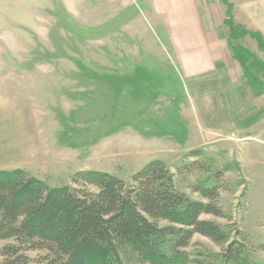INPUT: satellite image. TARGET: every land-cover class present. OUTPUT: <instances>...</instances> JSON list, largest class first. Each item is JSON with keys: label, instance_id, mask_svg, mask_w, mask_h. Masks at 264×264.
I'll return each mask as SVG.
<instances>
[{"label": "rangeland", "instance_id": "1", "mask_svg": "<svg viewBox=\"0 0 264 264\" xmlns=\"http://www.w3.org/2000/svg\"><path fill=\"white\" fill-rule=\"evenodd\" d=\"M156 13L152 0H0V169L23 168L52 187L85 169L129 184L161 159L178 187L203 201L193 186H213L223 171L224 216L202 218L230 240L195 234L186 264H239L226 254L232 240L241 264H264V110L243 105L251 113L244 115L241 92L216 88L225 79L202 80L207 91L198 94L176 56L201 49H178L181 33L167 31ZM189 27L199 28L190 29L191 40L202 42L200 26ZM240 27L232 40L245 66L261 73V87L264 50L251 52L254 37ZM11 242L0 240V264ZM162 248V263L126 252L110 262L168 264L171 251ZM27 255L29 264L46 263L45 251Z\"/></svg>", "mask_w": 264, "mask_h": 264}, {"label": "trees", "instance_id": "2", "mask_svg": "<svg viewBox=\"0 0 264 264\" xmlns=\"http://www.w3.org/2000/svg\"><path fill=\"white\" fill-rule=\"evenodd\" d=\"M222 1L230 13V3ZM226 23L232 37L241 29L231 16ZM242 33H250L264 50L262 34ZM215 177L219 183L223 171ZM218 183L194 185L207 201L193 199L161 159L147 162L129 184L109 172L85 169L68 184L52 187L23 168L0 169V240L13 241L1 249V264H29L31 250L45 251V264H111V257L125 252L162 263L168 260L160 252L164 246L172 254L168 264H186L185 248L195 234L218 244L230 240L227 230L202 218L224 216ZM235 244L229 243L226 254L241 264Z\"/></svg>", "mask_w": 264, "mask_h": 264}, {"label": "crops", "instance_id": "3", "mask_svg": "<svg viewBox=\"0 0 264 264\" xmlns=\"http://www.w3.org/2000/svg\"><path fill=\"white\" fill-rule=\"evenodd\" d=\"M152 3L158 12L156 14L166 18V30L181 33L176 39L178 49H201L197 53L183 50L177 52L176 56V63L180 65L183 74L192 79V85L198 94L207 91L203 89L206 86L201 85L202 80L208 79L210 82L225 79L227 82L217 83L216 88H220V91L241 92L240 110L244 115L247 111L243 105L248 110H264V89L256 87L261 73L242 65L238 56L241 55L243 47L233 42L230 27L226 23V19L231 16L236 25L259 32L264 37V0H228L231 5L230 13L228 5L222 0H152ZM190 24L199 25L204 31L202 42L191 40L190 29L199 28H190ZM247 36L240 37L245 39ZM249 44L255 49H250L251 52L260 50L256 39L253 38ZM171 45L173 46L172 43ZM243 46L246 45L243 43ZM254 87L259 89L254 92ZM231 101L228 100L226 106L231 105Z\"/></svg>", "mask_w": 264, "mask_h": 264}]
</instances>
